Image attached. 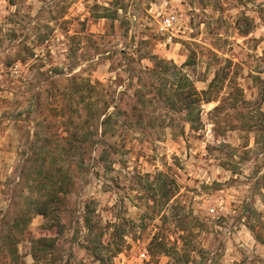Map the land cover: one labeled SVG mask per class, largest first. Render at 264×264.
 <instances>
[{"label":"rangeland","instance_id":"rangeland-1","mask_svg":"<svg viewBox=\"0 0 264 264\" xmlns=\"http://www.w3.org/2000/svg\"><path fill=\"white\" fill-rule=\"evenodd\" d=\"M152 55L208 90L192 127L154 97L175 76ZM262 248L264 0H1L0 264H264Z\"/></svg>","mask_w":264,"mask_h":264},{"label":"trees","instance_id":"trees-1","mask_svg":"<svg viewBox=\"0 0 264 264\" xmlns=\"http://www.w3.org/2000/svg\"><path fill=\"white\" fill-rule=\"evenodd\" d=\"M152 58H154V68L150 69V73L152 75H162V74H172L175 76V79L169 87H166V82L167 78L164 77V81H160L158 83V86L155 85V82H151L148 84V86L151 87V89H155L154 97L158 98L159 102H163L164 105L167 108L174 109L178 112H182L184 115V121L188 122L190 126L192 127L194 122L199 120V105L202 100L208 102L211 99L209 97H204L206 96V93L208 90H202L198 91L193 84L192 80L188 77L187 74L181 72V66L178 67L174 63H169L168 61L158 58L155 55H152ZM159 68V70H158ZM140 69L139 71H141ZM158 78V77H157ZM137 80L141 81V77L138 76ZM214 81V78L210 82L212 84ZM144 85H147V83H143ZM136 95V93L134 92ZM141 104L145 105L147 102H151V99H144L139 97L138 100ZM111 106L110 102L106 101V108L104 112V117L101 120V124L103 126V133H106V126L112 124L113 122V117L114 114L112 113H107L106 110L108 107ZM113 107L116 108V105L113 104ZM125 117V122H127L130 116H127L125 110H121ZM144 117L142 115H137L135 118V122L133 121H128L131 122L132 124H141L143 121ZM130 123V124H131ZM55 192V190H54ZM49 205L45 202L44 204L39 207L38 212L42 215H48V209ZM154 239L157 238V236L153 237ZM36 242H39L43 245L44 248H50L53 246V242L51 239H48L47 237H40L39 239L36 240Z\"/></svg>","mask_w":264,"mask_h":264},{"label":"built area","instance_id":"built-area-1","mask_svg":"<svg viewBox=\"0 0 264 264\" xmlns=\"http://www.w3.org/2000/svg\"><path fill=\"white\" fill-rule=\"evenodd\" d=\"M167 2H165V7H166ZM0 5H1V0H0ZM161 14V11L158 13V15ZM176 16L168 11L165 12L163 15H161V19L159 20V30L163 33H167L168 31L170 32L171 29H173L176 25ZM171 36L168 35L167 36V41H170ZM16 68V67H14ZM223 203H224V199L222 196H220L217 200V206H218V210H221L223 208ZM215 207H210V211H214Z\"/></svg>","mask_w":264,"mask_h":264},{"label":"crops","instance_id":"crops-1","mask_svg":"<svg viewBox=\"0 0 264 264\" xmlns=\"http://www.w3.org/2000/svg\"><path fill=\"white\" fill-rule=\"evenodd\" d=\"M263 249V248H262ZM262 252H264V249H263V251ZM262 254H264V253H262Z\"/></svg>","mask_w":264,"mask_h":264}]
</instances>
